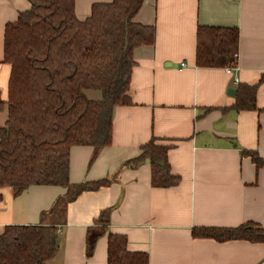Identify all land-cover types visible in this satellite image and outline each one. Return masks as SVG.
<instances>
[{
    "label": "crops",
    "instance_id": "0c3cea01",
    "mask_svg": "<svg viewBox=\"0 0 264 264\" xmlns=\"http://www.w3.org/2000/svg\"><path fill=\"white\" fill-rule=\"evenodd\" d=\"M94 1L109 0H75L76 15L86 17ZM29 6L28 0H0L4 101L11 71L3 60L4 27ZM133 20L153 24L155 38L133 50L131 102L113 109L110 144L74 145L69 152L70 183L109 182L53 212L66 187L31 185L17 196L0 187V230L7 224H53L57 248L46 264H107L106 233L90 256L86 236L109 209L107 231L125 234L129 251L147 253L146 264H264V242L191 235L195 226L253 222L264 228V164L256 167L242 153L256 151L264 161V0H143ZM199 25L237 29L235 71L195 65ZM243 83L256 85L254 109L233 107ZM6 115L5 106L0 126ZM152 138L168 146L177 184L154 186L148 160L128 163Z\"/></svg>",
    "mask_w": 264,
    "mask_h": 264
},
{
    "label": "trees",
    "instance_id": "16d2710c",
    "mask_svg": "<svg viewBox=\"0 0 264 264\" xmlns=\"http://www.w3.org/2000/svg\"><path fill=\"white\" fill-rule=\"evenodd\" d=\"M30 6L6 23L3 60L10 64L6 106L0 126V187L15 196L31 185L66 187L49 212L58 210L84 190H95L108 178L72 184L69 152L74 145L107 146L112 112L131 102L133 50L151 45L155 27L133 20L143 0L91 3L79 18L75 0H28ZM238 31L234 27L199 25L195 65L226 67L236 63ZM88 91H98L91 98ZM256 85L239 84L233 107L254 109ZM168 146L156 138L141 146L133 166L148 160L151 183L167 187L179 176L170 171ZM256 167L264 164L256 151L243 150ZM45 215V213H43ZM109 209L101 211L86 236L91 255L98 236L107 235V264H146L148 255L127 249L126 235L107 231ZM194 238L264 242V228L253 222L234 227L195 226ZM53 224H7L0 230V264H46L57 248Z\"/></svg>",
    "mask_w": 264,
    "mask_h": 264
},
{
    "label": "built area",
    "instance_id": "2783aa9c",
    "mask_svg": "<svg viewBox=\"0 0 264 264\" xmlns=\"http://www.w3.org/2000/svg\"><path fill=\"white\" fill-rule=\"evenodd\" d=\"M235 57L237 59V54L235 55ZM225 69H226V72H228V73H232L233 71H235L237 69V60H236L235 64L230 65V66H226Z\"/></svg>",
    "mask_w": 264,
    "mask_h": 264
},
{
    "label": "rangeland",
    "instance_id": "374dc122",
    "mask_svg": "<svg viewBox=\"0 0 264 264\" xmlns=\"http://www.w3.org/2000/svg\"><path fill=\"white\" fill-rule=\"evenodd\" d=\"M88 95L91 97V98H97L99 96V92L98 91H88Z\"/></svg>",
    "mask_w": 264,
    "mask_h": 264
},
{
    "label": "water",
    "instance_id": "95a60500",
    "mask_svg": "<svg viewBox=\"0 0 264 264\" xmlns=\"http://www.w3.org/2000/svg\"><path fill=\"white\" fill-rule=\"evenodd\" d=\"M228 92L232 94L234 91H233V89L231 88V89L228 90Z\"/></svg>",
    "mask_w": 264,
    "mask_h": 264
}]
</instances>
